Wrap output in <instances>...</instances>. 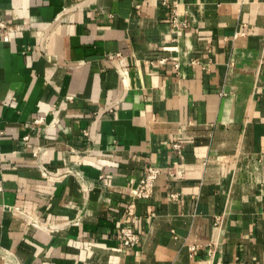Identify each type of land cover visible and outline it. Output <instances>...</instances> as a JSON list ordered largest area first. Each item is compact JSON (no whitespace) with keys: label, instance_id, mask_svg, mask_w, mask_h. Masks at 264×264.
Returning a JSON list of instances; mask_svg holds the SVG:
<instances>
[{"label":"crops","instance_id":"1","mask_svg":"<svg viewBox=\"0 0 264 264\" xmlns=\"http://www.w3.org/2000/svg\"><path fill=\"white\" fill-rule=\"evenodd\" d=\"M0 22V264H264V0H0Z\"/></svg>","mask_w":264,"mask_h":264},{"label":"built area","instance_id":"2","mask_svg":"<svg viewBox=\"0 0 264 264\" xmlns=\"http://www.w3.org/2000/svg\"><path fill=\"white\" fill-rule=\"evenodd\" d=\"M176 14V13H175ZM177 21L174 20V24H176ZM0 27L3 28L4 24L2 22H0ZM42 120H36L35 123L39 124L41 123ZM85 136H89L88 133H85ZM84 154H79V158L83 160V158L85 157ZM1 154H0V165H1ZM42 175L44 177H50L51 176V172L48 171L47 168H45L43 165L39 166ZM161 170L155 168V167H150L145 175V177L143 179H141L138 182H135L133 187V190L136 193V200H148L150 198H152L153 193H154V188L156 185V181L159 177V175L161 174ZM170 175H174L173 172H170ZM175 197V196H174ZM135 208H136V204L132 203L131 205H129L128 209V216L130 218L132 217H136L135 215ZM217 222H220V218L217 219ZM118 239L121 241V243L128 248L134 249L136 247L139 246L141 238L140 235L132 228H123L121 229Z\"/></svg>","mask_w":264,"mask_h":264}]
</instances>
